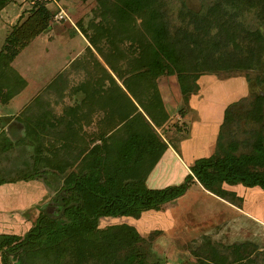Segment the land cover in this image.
Returning <instances> with one entry per match:
<instances>
[{
    "label": "rangeland",
    "instance_id": "obj_1",
    "mask_svg": "<svg viewBox=\"0 0 264 264\" xmlns=\"http://www.w3.org/2000/svg\"><path fill=\"white\" fill-rule=\"evenodd\" d=\"M38 1H43L52 12L50 27L19 53L4 68L0 77V179H14L12 183L6 182L11 184L24 182L18 199L15 195L19 191L13 189L15 185L6 192H0V210L10 211L16 220L13 217L4 220L6 226L3 225L0 232L2 229L5 233L19 235H24L31 227L30 220L18 214L21 210L19 199L25 203L24 200L32 195L31 198L37 200L31 208L33 213L38 214L51 201L53 193L47 191L40 180L15 179L26 170L45 167L49 175L53 174L51 182L60 185L70 173L79 172L85 164H91L100 151L102 156L105 143L109 147L108 158L112 156V159L106 160L104 153L103 161L97 168L101 172L105 169L116 172L115 162L122 161L119 160L122 153L116 155L115 152L117 148L126 149L125 142L131 140L129 135L137 131L136 126L132 128L129 122L143 113L141 104L152 107L157 103L159 115L163 116L164 112L167 115L164 123L153 126V130L158 135L157 139L172 146L169 153L176 154L174 162L178 163L170 164V168L180 165L184 178L194 162L192 154L206 156L209 146L214 151L218 145L219 130L211 143V130H207V136L200 137L201 142H191L180 148L181 141L188 139L191 127L176 116L181 115L180 108H186L176 75L163 73L155 80L154 86L152 83L136 86L134 92L139 99L125 89L122 78L130 77L131 71L137 67L135 57L142 50L139 40L144 44L149 35L144 31L140 17L135 18L132 25L119 27L110 3L102 4L97 0H9L7 16L0 18V49L12 26L23 20ZM166 1L171 26H177L180 20L176 14L180 9L204 11L216 0ZM225 9L228 15H234L238 23L259 29L264 37V12L258 16L255 9L242 7L243 10H234L230 6ZM78 25L95 37L96 45L102 49L104 56L80 32ZM100 26H107L108 31L101 33ZM97 30L100 32L97 33ZM217 32V26L210 25L209 35ZM142 34L146 36V41L141 38ZM255 50L253 55L250 54L255 60L248 70L214 73L219 78L230 77L213 86L204 84L205 76L202 79L204 95L224 101L242 94L237 80L243 81L246 95L235 101L232 120L222 130L220 141L225 148L232 145L236 153L249 149L251 144L246 142L249 139L254 141L253 133L260 125L249 115L255 96H264V46ZM14 72L23 78L17 81ZM108 74L130 96L135 109L119 95L116 83L108 79ZM196 93H199V86ZM174 96L180 100L177 106L170 109L176 114L174 119H170L164 101L172 99L175 102ZM262 112L264 118V102ZM126 152L130 154L131 161L118 165L121 166L120 176L115 185L127 183L132 178L146 179L151 170L150 157L144 156L143 160L135 163L132 162L135 154L131 149H126ZM182 172L178 177L166 174L161 185H175L177 181L182 183ZM104 180L103 175L98 179L100 183ZM36 187L45 191L38 192ZM224 187L242 196V204H232L193 183L185 194L157 210L145 211L137 219L103 217L98 228L121 223L134 226L145 239L142 246L148 249L149 259H161L165 264H199L198 259L205 251L212 253L216 264H244V261L237 262L239 257L242 259L245 252L253 251L252 261L248 264H264V191L242 185ZM3 194L4 197L8 195L5 197L7 207L2 200ZM11 197H14L13 200ZM246 241L255 244L258 250L252 245L240 246Z\"/></svg>",
    "mask_w": 264,
    "mask_h": 264
},
{
    "label": "trees",
    "instance_id": "obj_2",
    "mask_svg": "<svg viewBox=\"0 0 264 264\" xmlns=\"http://www.w3.org/2000/svg\"><path fill=\"white\" fill-rule=\"evenodd\" d=\"M8 1L0 0V10ZM97 1L111 4L112 15L121 28L126 24L132 25L137 17L142 18L143 29L149 35L147 41L146 36L141 35L143 41H146L144 44L139 40L142 50L135 57L137 67L131 71L130 77L122 78L124 87L131 96H136L134 88L142 83L145 85L152 83L154 86L155 80L163 73L176 75L183 104L185 102L187 108L190 95L198 90L197 80L201 75L207 74L206 72L214 74L248 70L254 63L255 59L251 55L254 54L255 49L264 46V37L259 29L238 23L234 15H228L225 9L227 6L234 10H243L242 7L247 10L255 9L260 16L264 12V0H216L204 11L180 9L176 14L180 20L177 26H171L166 0ZM51 18L52 12L49 8L43 1H38L23 20L12 26L0 49V77L4 68L8 67L23 49L49 29ZM210 25H216L219 32L213 36L209 35ZM78 27L96 48L95 37L88 35L83 26L78 25ZM104 27L98 28L101 33L106 32L107 26ZM99 30L97 33L100 32ZM118 31L120 32V29ZM96 49L103 54L101 48ZM247 52L248 55L245 54ZM110 66L116 71L111 64ZM14 75L17 81L23 78L19 74ZM108 77L112 83H116L119 95L132 105L130 96L125 90L118 85L111 74H108ZM227 77L230 75L224 78ZM136 98L139 99L137 96ZM263 102L264 96L256 95L250 109L249 115L260 125L253 133L254 141L251 142L249 139L246 142L247 145L251 144L248 150L236 153L232 145L225 148L220 142L223 136L222 130L232 120L231 112L236 103L233 102L224 110L217 136L218 145L216 144L213 153L208 157L196 159L189 167L190 172L185 176L184 181L177 185L160 189L148 188L145 179L139 178H132L127 183L115 185L120 176L121 166L118 165L121 162L131 161L126 149H131L135 154L132 162L137 163L144 156L150 157L152 160L150 169L165 151L166 143L157 139L158 135L153 130V126L162 125L167 117L165 112L163 116L159 115L157 103H151L152 107L141 104L143 113L130 120L131 127L136 126L137 131L129 135L131 140L125 142L126 149L117 148L115 154L122 153L119 159L122 161L115 162L116 172L106 169L101 172L97 168L103 161L101 159L104 153L106 160L112 159V156L108 158L110 154L106 143L102 148L104 151L102 156L100 151L98 157L92 159L91 164H85L79 172L70 173L59 183L60 185L51 182L50 177L53 174L49 175L45 167L41 170L32 168L24 171L15 180H40L53 194L51 201L45 209L38 212L24 235L0 233L1 264H165L161 259H149L148 249L142 246L145 239L134 226L121 223L99 229L100 218L137 219L143 212L157 210L161 205L182 196L193 183L200 184L206 191L232 204L233 202L242 204L243 197L225 188L224 185L258 187L264 191ZM133 108L135 109V106ZM185 110L184 107L180 108V114L183 115ZM96 147L95 145V150ZM101 175L105 177L104 183L98 181ZM13 180L0 179V184ZM244 245L247 247L252 245L253 249L258 250L255 244L248 241L243 244L241 242L240 246ZM253 253V251L245 252V258L239 257L237 262L250 263ZM198 260L199 264H216L212 253L206 251Z\"/></svg>",
    "mask_w": 264,
    "mask_h": 264
},
{
    "label": "crops",
    "instance_id": "obj_3",
    "mask_svg": "<svg viewBox=\"0 0 264 264\" xmlns=\"http://www.w3.org/2000/svg\"><path fill=\"white\" fill-rule=\"evenodd\" d=\"M7 4L5 5V7H3L0 10V18L1 19L3 17L7 16L6 15ZM203 76H205L204 84L206 83V85H207V83H209L208 86H213L216 83H219V82L221 83V82H224L226 80V78H219L215 74H204V75H201L199 77V80H198L199 93H195V94L190 95V97L188 99L187 108H186L185 113L183 115H176V114H173L174 111H170V109L172 110L174 108V106H177V104L179 103L180 99L178 97L174 96L175 100H176L175 102L172 99H165V101H164L165 102V109L167 110V113L169 114V118L170 119H174V116L176 115L177 118L182 119L181 120L182 123L185 122L188 125H190V127H191L190 131H189L190 134L187 137L188 139H186L185 142H184V139H183L181 141V143H180V146H181L180 148L181 149H182V147L184 148L185 145H187L188 143L190 144L191 142H201L202 140H199V139H200L201 136H207V134H206L207 130H211V136H212L210 138V140H209V143H211L210 141H212L213 137H214V140H215V135H216V133L219 130L220 122L223 119L225 108L229 104L237 101L239 98H241V97L246 95V93H245L246 89L243 86V81L242 80H237L238 85L241 86V88H242L240 90L242 92L241 95L239 94L240 96H237L235 98H231L230 100H227V101H224L222 99L214 100V98H212V97H208L207 98V94L204 95V91H202L203 90V84H202ZM201 92H203V93H201ZM221 98H223V96ZM210 128H212V129H210ZM204 129H205V131H204ZM172 149L173 148L170 145V143H167V147H166L165 151L163 152V154L161 155L159 160L155 163L153 168L149 171L148 175L146 176V179H145L146 187L154 188V189L164 188L165 186H168V185H161L162 184V181H161L162 177H166V174H170V175H174V176L178 177L181 174L182 170L180 168L181 167L180 165L178 167L174 168V169L170 168V164H177L178 163V161L174 162V158H176V154L175 153H173V154L169 153L170 151H172ZM210 150H211V146L208 147V150H207V153H206L207 155L203 156V157L210 156L213 153V147H212V150L211 151ZM195 156H197V155L192 154V157H193L192 160L193 161H195L196 159L200 158V156H197V157H195ZM183 176H184V173L182 172V176L180 177V180H181V178L184 179ZM11 183H5L3 185L1 184L0 185V192H6V190L10 189L9 188L10 186L15 185V187H13V189L16 188V190L19 191V193H17L15 195V197H17V199H18L19 196L21 197L22 191H20V190H21V188L24 187V184H23L24 182H21L19 184H15V183L11 184ZM41 183H43V182L41 181ZM176 183L179 184L178 181ZM175 185H177V184H175ZM161 186H164V187H161ZM30 187H32L34 189L33 186H30ZM44 187H45V189L47 191H49L47 186L44 185ZM38 188L36 190H38V192H39L41 189H40V187H38ZM41 191H45V190L43 189ZM1 194L2 193H0V196H1ZM7 196H5V197H7ZM5 197H4V194H3L2 200L5 203L4 206L7 207V202H6L7 200L5 199ZM31 197H32V195L30 196V198H27V200H24L25 203H23V201H21V199H19L20 200V205H21L20 206L21 210L19 211L18 214H21L26 219H29L30 220V224L32 225V221L36 218L35 213L37 214V212L33 213L34 211H32L31 206L34 204V202L37 199L34 201L33 198H31ZM13 198L11 197L10 199L13 200ZM30 199H32V200H30ZM10 217H13V216H11L10 211H8V210H0V223L2 222V224H0V228L1 227L4 228V226H6V224H3V223H5L4 220H6V219H8ZM13 219L15 220L14 217H13ZM253 219L257 220L256 218H253ZM1 232L5 233L6 231L1 229ZM14 234H16V233H14Z\"/></svg>",
    "mask_w": 264,
    "mask_h": 264
}]
</instances>
